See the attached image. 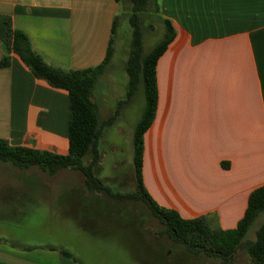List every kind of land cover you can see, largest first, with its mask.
Returning a JSON list of instances; mask_svg holds the SVG:
<instances>
[{
	"label": "crops",
	"instance_id": "crops-1",
	"mask_svg": "<svg viewBox=\"0 0 264 264\" xmlns=\"http://www.w3.org/2000/svg\"><path fill=\"white\" fill-rule=\"evenodd\" d=\"M122 7L121 0H0V15L47 62L82 70L104 60ZM160 18L170 20L175 36L155 66L157 104L144 133V187L159 206L183 218L235 228L250 192L264 185V0H168ZM116 29L117 22L114 38ZM104 75L97 77L94 99ZM67 123V93L36 79L12 53L10 64L0 66V138L65 154ZM98 195L75 194L73 206L90 208ZM3 205L0 195V216ZM0 264L83 263L63 247L0 236Z\"/></svg>",
	"mask_w": 264,
	"mask_h": 264
},
{
	"label": "rangeland",
	"instance_id": "rangeland-1",
	"mask_svg": "<svg viewBox=\"0 0 264 264\" xmlns=\"http://www.w3.org/2000/svg\"><path fill=\"white\" fill-rule=\"evenodd\" d=\"M121 3L122 13L118 16L112 44L114 59L105 69L109 59L100 73L106 76L98 78L101 95L94 99L91 94L100 119L110 116L116 108L119 112L113 123L103 128L98 144L100 158L93 172L111 191L129 194L136 189L133 130L145 99L143 87L138 85L130 101L117 107L126 90L128 77L123 66L131 40L128 21L131 3L130 0H121ZM167 5L168 0H148L149 9L141 19L143 53L162 38L164 24L160 14ZM91 156L89 151L83 158L84 164L89 163ZM149 156L153 166H157V149L152 148ZM82 181L80 173L71 169H60L51 175L37 167L19 168L0 163V195L5 205L0 216V236L22 245L63 247L83 264H136L138 258L143 264H255L242 247L228 261L201 253L172 256L181 248L171 241L164 226L141 202L110 197L103 192L97 197L99 201L90 199L94 203L90 208L76 209L73 205L77 201L72 193L75 188L80 194L83 192ZM262 223L264 211L253 221L243 241L254 240L255 231ZM164 252L171 257H164Z\"/></svg>",
	"mask_w": 264,
	"mask_h": 264
},
{
	"label": "trees",
	"instance_id": "trees-1",
	"mask_svg": "<svg viewBox=\"0 0 264 264\" xmlns=\"http://www.w3.org/2000/svg\"><path fill=\"white\" fill-rule=\"evenodd\" d=\"M130 3L132 12L128 21L131 27V40L124 65L128 80L124 97L118 100L117 107L130 101L138 85H142L144 107L133 130L132 138L135 192L129 194L113 192L104 186L101 179L93 172V167L100 158L98 144L103 128L112 124L119 112V108H116L110 116L100 119L97 105L91 99L97 77L111 56L116 19L112 25L113 35H111L105 58L101 64L93 68L73 70L62 69L47 62L31 48L25 33L13 28L10 18L0 15V47L2 50L0 66H8L10 55L13 53L36 79L43 80L52 88L65 91L68 96L67 151L65 154L25 146H13L0 138V163H9L19 168L37 167L51 175L60 169H71L83 177V192L81 193L95 195L105 192L110 197L134 199L143 203L150 214L164 226V232L171 241L176 242L178 248H181L172 256H179L181 253L184 255L201 253L207 257L212 256L221 261H228L233 258L236 250L242 247L255 264H264V223L255 231L254 240L243 241L253 221L264 211V185L250 192L243 216L238 220L235 228L226 230L210 228L205 223L204 217L183 218L174 209L159 206L146 191L141 168L144 133L153 121L157 104L155 66L158 58L173 40L175 30L170 20L161 18L164 24L162 38L150 51L143 53L141 19L142 14L149 9L148 0H130ZM89 151L92 154L91 160L84 164L83 158ZM72 194H80L79 189L75 188ZM88 204L94 205L92 201ZM163 256L171 257L166 252Z\"/></svg>",
	"mask_w": 264,
	"mask_h": 264
}]
</instances>
